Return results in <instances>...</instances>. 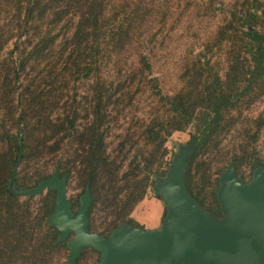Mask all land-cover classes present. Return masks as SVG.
Instances as JSON below:
<instances>
[{"label":"trees","instance_id":"obj_1","mask_svg":"<svg viewBox=\"0 0 264 264\" xmlns=\"http://www.w3.org/2000/svg\"><path fill=\"white\" fill-rule=\"evenodd\" d=\"M175 1L0 0V264L67 259L68 239L48 223L56 191L11 192L35 188L55 169L66 189L78 190L67 199L73 214L87 188L86 229L103 238L139 227L131 213L165 176L164 144L174 132L190 129L183 188L214 219L222 218L216 193L227 165L244 183L264 169L255 147L264 109L245 115L264 98V0H200L218 8L214 30L181 86L163 94L141 29L171 16ZM212 47H224L223 72L207 55ZM125 53L129 61L119 58ZM86 251L97 258L83 248L74 264Z\"/></svg>","mask_w":264,"mask_h":264},{"label":"water","instance_id":"obj_2","mask_svg":"<svg viewBox=\"0 0 264 264\" xmlns=\"http://www.w3.org/2000/svg\"><path fill=\"white\" fill-rule=\"evenodd\" d=\"M190 153L191 149L180 151L165 177L154 181L153 190L166 208L157 231L123 225L106 239L88 233V190L84 189L73 217L65 181L57 178V169L33 189L11 192L36 196L46 189L56 191L48 223L59 232V241L72 234L66 244V264H74L83 248L98 253V264H264V173L256 167L250 184L245 185L227 165L216 193L222 218L214 219L184 191L182 179Z\"/></svg>","mask_w":264,"mask_h":264},{"label":"rangeland","instance_id":"obj_3","mask_svg":"<svg viewBox=\"0 0 264 264\" xmlns=\"http://www.w3.org/2000/svg\"><path fill=\"white\" fill-rule=\"evenodd\" d=\"M199 1L200 0H176L175 2H172V5L169 9L170 13H172L171 16L165 19H160L157 16L156 19L150 20V24H146L141 29V33L145 37L143 42L147 43L146 49L150 56V76L155 77L158 80V86L163 94H171L181 86L180 76L183 69L188 66L191 63V60H194L195 55L202 50L204 43L209 41L208 36H210L214 30L216 23L215 21L217 18H213V16L214 13H217L218 8L212 7L213 11L208 10ZM155 10H158V12L163 11L162 8H155ZM10 48L11 43H8L6 49ZM223 49L224 47H212L207 54L212 58V61L216 62L217 68H219L221 72H223L226 67ZM129 56H131L130 53H125L119 58L129 61ZM263 109L264 98L258 102H255L248 111H245V115L247 118H252V116H255ZM235 119V124H238L240 119L237 117V115L235 116ZM189 133L190 129H186L182 132H174L166 140L164 146L166 147L168 156L170 157L169 167L171 166L174 157L180 151L189 149L186 146ZM233 137H235V133L232 131L231 136L228 135L225 138L223 143V145H225V150H229L230 148L232 150V144L230 142L233 140ZM110 146L112 147L111 144ZM255 147L259 150L260 155L264 159V131L261 134L260 139L256 142ZM260 169L264 173V169ZM242 176L245 180L247 177V172L245 169L242 170ZM252 176L253 174L246 183L241 180L242 183L249 185L250 181L252 180ZM156 184L157 182H154L153 186L147 191L144 206L141 208L138 206V209L134 214L136 217L142 215L141 219L144 222V227H138L142 231H157L160 224L159 215L157 216V214L161 211V207H163V211L165 213L166 208L160 198V195L153 190ZM72 186L73 183H71L70 187H67L66 189V200H74L75 196L78 194V190H73ZM79 199L80 197L78 198V205ZM69 209L71 215L74 217L76 213H72L70 204ZM101 226V220H99L97 222V227L99 230ZM71 238L72 234H69L67 237L68 241ZM64 258L66 259V256H63V260L61 259L62 261H59L56 264H62L65 261ZM78 264H98V260L96 263L94 256L86 251L82 254V259H80Z\"/></svg>","mask_w":264,"mask_h":264},{"label":"crops","instance_id":"obj_4","mask_svg":"<svg viewBox=\"0 0 264 264\" xmlns=\"http://www.w3.org/2000/svg\"><path fill=\"white\" fill-rule=\"evenodd\" d=\"M145 200H146V196L136 205V207L134 208V210L132 211V213H131V218L133 217L134 218V221L137 223V225L139 226V227H144V222L142 221V215L141 216H139V217H136V215H134L135 214V211L138 209V206H139V208H141L142 206H144V202H145ZM162 213H163V207H161V211L157 214V216L159 215V220H160V224H161V215H162ZM132 218V219H133ZM160 224H159V227H160ZM159 227H158V229H159ZM157 229V230H158ZM145 230V229H144Z\"/></svg>","mask_w":264,"mask_h":264},{"label":"flooded vegetation","instance_id":"obj_5","mask_svg":"<svg viewBox=\"0 0 264 264\" xmlns=\"http://www.w3.org/2000/svg\"><path fill=\"white\" fill-rule=\"evenodd\" d=\"M91 234H96V233H91ZM98 235V234H97ZM101 237V236H100ZM101 238H103V237H101ZM103 239H106V238H103ZM89 252V251H88ZM90 253V252H89ZM93 255V254H92ZM94 256V255H93ZM98 257H99V255H97V258H96V256H94V260H96V263H97V260H98Z\"/></svg>","mask_w":264,"mask_h":264}]
</instances>
